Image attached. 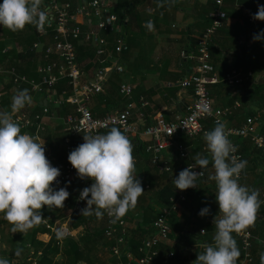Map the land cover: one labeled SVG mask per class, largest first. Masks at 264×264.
I'll use <instances>...</instances> for the list:
<instances>
[{"label":"crops","instance_id":"crops-1","mask_svg":"<svg viewBox=\"0 0 264 264\" xmlns=\"http://www.w3.org/2000/svg\"><path fill=\"white\" fill-rule=\"evenodd\" d=\"M86 1L88 0H71L76 7ZM168 1L171 3L172 9H162L158 13L156 11V4L155 6H151L149 4L144 5L137 3L127 10L126 22H130L132 30L137 33V36L131 37L130 45V42L128 43V40L126 39V30L124 31V37L126 44L128 45V50L122 53H116V41L112 38L114 42V44H112L113 42H110L109 40V36L113 32L109 34H103V32H101V34L109 41V50L115 52L113 61L111 62L118 61L124 67L123 72L116 73L121 75L122 83L127 82L133 86V100L136 103L133 120L141 124L142 127L153 124L155 122L156 115L160 112L164 114L167 120H174L178 115L186 114L187 105L193 100V91L191 89L182 88L179 83L183 78L187 77L194 71L197 63L193 56L197 53L198 45L196 42V47L192 42L193 39L198 40L197 36L205 30V28H203L204 21H201L199 26L196 28H193V26L196 24L201 12L210 8L209 5L206 4L209 0ZM251 1L252 0L224 1L223 7L227 12V19L224 21L223 26L214 35L210 43L212 61L221 78L234 68H240L243 71H254L250 68L251 64L264 62V39L254 40V36L260 34L261 31L264 30V21L256 19L255 22H252L247 15L248 8H251L254 13H256L259 5L261 4L258 3L255 5V8H252L248 5ZM111 2L113 5L116 4V0H111ZM45 11L49 15V6H45ZM155 16L157 17L156 22L154 21ZM206 17L207 19H211L210 13L209 15L206 14ZM147 18L148 21H153L154 26L151 29L147 26L145 29H140L138 26V20L143 19V24L145 25ZM77 21L85 23V28L89 23L88 20L79 17L77 18ZM28 29H30L29 25L19 32L25 33ZM191 29H194V32L189 34ZM113 34V37H116V34ZM0 37L1 39L6 37L10 38V42L5 51L7 49L12 50L16 46L18 52H22L21 57H17V59L22 61V63L25 62L26 64L35 62V59H32V56L26 55L25 51H23L21 45H24L23 38L21 39L20 37L19 40L17 39L18 42H14L13 37L6 31L4 32V28L0 29ZM112 45L114 47L110 48ZM193 46L195 47L193 48ZM43 48V44L35 47L38 55L36 59L38 67L42 64L41 52ZM187 48H189L188 53H186ZM126 52H130V54H125ZM6 63L7 62L4 64ZM32 71L33 72L30 76L27 77L35 80L36 82L39 81L36 78L39 74L37 70L36 72H34V70ZM111 75L112 72L107 77V85H105L106 82L104 84L103 91L105 93L110 90L108 82ZM257 75L259 81H264V71L262 73H258ZM88 78L89 75L86 73L84 81ZM252 80L253 77L248 79L241 86H232L224 81H221L209 87L210 96L213 100V106L215 108L234 105L236 101L241 103V107L235 110L233 114L225 120L224 123L227 128L241 125L245 122L247 115H256L260 113L261 118L258 121V129L264 133V92L256 95L254 87L252 86ZM20 90L19 86H14L10 88L9 91L3 90L4 94H2L1 97L2 99L7 100L4 105H0L2 111H10L12 97ZM27 93L31 97V103L27 104L16 114L26 112L30 118H34L36 113H42L36 111L38 102H42L44 105L49 106L50 113L43 115V127L37 134H39V138L41 140L44 139L45 151L48 154L49 161L54 166L58 159L62 158L68 152L65 146L62 145L63 138L67 136V132L64 130L66 117L59 115V110H57L59 109V106L54 103V98H56L57 93L44 89L33 90L32 87L31 90L27 91ZM100 95L101 94H96V100L93 99L90 102V107L96 109V116L98 117L104 116L108 112L119 110L126 104V99L124 97L120 99L117 98V95H111L109 100H101ZM144 102L145 105L143 106L142 104ZM141 113H143V116ZM203 124L207 131L213 129L215 126L212 119L208 118L203 120ZM32 128H34V126L29 127L27 133L34 135L29 131ZM233 141L236 143L238 148H243L245 150V161H247L245 169L248 176L243 178L242 185L250 188L255 181H259L260 184L257 187L260 193L259 198L261 201H264V153L255 152L253 146L248 144L246 139L236 137ZM179 142L184 143L189 148L191 158L193 160L198 154L205 156L210 160L207 168H204L206 171V177L201 180L197 187H195L194 192L191 193L189 201L192 204L191 207L193 206L195 211L199 207L198 213L205 207L209 208V213L207 215H199V219H201L199 223L203 222L204 224H207V222H214L215 216H218L219 214L217 213L219 210L218 203L215 199V192L217 189L215 181L210 179V177L214 174V169L209 152L203 149L204 145H206L203 135L197 138H189L186 135L181 134L176 140V143ZM54 146H60V148L55 150ZM163 155L170 159V163L173 167V174H166V177L161 176V174L153 175V181H149L148 185L151 184L155 190L165 186L168 182H173L174 177L178 174L177 172L181 171L180 165L176 162L179 155L175 146L169 147L164 151ZM135 166L136 175L139 180L141 177L150 176V173H152L147 170L148 166L146 162L141 159H137L135 161ZM149 189L151 188H148V190ZM145 190L146 191L144 193H147L148 190ZM140 199L141 201L138 205L139 208L136 209L135 212L136 215H139L142 208L148 206L152 202V199L148 197L144 198L141 196ZM188 209L189 208L184 210H187V216L191 213L188 212ZM178 214L182 215V211H179ZM263 214L264 203L261 204L257 221L251 228L254 236L253 238L257 242V245L254 246L255 252L258 250H263L264 252ZM63 223L68 226V221L65 220ZM127 225H130V223ZM3 229L4 226H0V237L3 235ZM78 230H73L71 233L75 235ZM153 233L154 229H152V233L150 235ZM214 234L215 231L212 232V230L207 231L206 229V232L204 230V233L201 231V235L203 237L207 236V240L212 239V241L209 243L206 242L205 238H202L198 240V243L205 245L213 243ZM41 239L48 241L50 239V235H42ZM174 243V239L169 238L160 245L161 255H167L168 259L172 257V259L168 261V264H196L195 260L197 258V253L199 252V250L196 251L197 249H194L193 247L196 243L188 247L191 248L190 250L185 249L184 251H181L180 257L170 255V248ZM102 257L105 261H107V264H120L123 260V258L122 260L119 259L116 255H113L112 252L107 251V249L104 250Z\"/></svg>","mask_w":264,"mask_h":264},{"label":"built area","instance_id":"built-area-1","mask_svg":"<svg viewBox=\"0 0 264 264\" xmlns=\"http://www.w3.org/2000/svg\"><path fill=\"white\" fill-rule=\"evenodd\" d=\"M224 1L216 0L217 5L210 13L212 24L198 36L197 53L193 56L197 62L194 71L180 81L182 88L193 91V100L187 105L186 114L178 115L174 120H167L164 114L160 112L156 115L155 122L151 125L142 127L141 124L135 122L133 116L136 103L133 100V86L127 82H123L120 86L121 94L126 99V104L123 108L108 112L101 117L96 116L91 109L90 102L94 95L103 91L108 75L111 72H123L124 67L118 61L111 62L108 66L100 68L93 77H89L84 81L86 73L77 64L76 50L72 39H77L83 35L86 40L91 41L96 46L99 55H106L112 61L115 52L122 53L128 50L124 37V26L119 21L118 15L111 11V8L114 6L111 0H88L76 7L75 10H73L70 1L49 0L48 5L53 14V19L49 22L50 16L48 15L47 18L49 24L53 23L55 25L56 35L55 44L46 47L44 58L47 59L50 55L56 53L62 57V61H52L46 65H39L38 73H40L41 77L37 82L18 73L14 68L5 69L0 66V74L10 75L14 83L18 85L26 82L31 85L33 90L45 89L54 93H56L54 88L59 80L63 77H69L73 85L72 93L67 95V92L64 91L62 96L57 95L54 98L55 105L59 107H62L66 102L74 105V112L68 114L64 122V130L67 132L65 144L68 149H72L83 143V135L85 134L106 133L110 128L117 127L128 136L133 145L134 141L136 142L140 138L149 140L146 150L152 153L153 165L162 173L173 174L170 159L163 155L164 151L171 146L177 148L180 157L189 160L186 168L195 164V161L191 158L189 148L182 142L176 143L179 135L184 134L189 138L200 137L207 131L203 124L204 119H212L214 124L217 122L224 123L235 110L241 107V103L236 101L234 105L215 108L210 96L209 87L221 81L232 86H241L254 76L252 70L243 71L240 68H234L221 78L212 61L210 43L227 19V12L223 9ZM73 13L76 17V25L74 26L71 25ZM254 14V11L248 8L247 15L252 22L256 21ZM78 17L89 21L86 28L84 26L85 23L77 21ZM2 28L4 27L0 26V29ZM39 31L41 33L46 32L44 27L39 28ZM101 32L106 34L113 32L117 34L115 52L109 50V41ZM39 45L40 43L35 44V46ZM142 105L144 106L145 102ZM49 113L50 108L48 105H45L43 112L36 113L34 118H30L26 112L16 114L14 118L20 122L23 128L28 129L32 126L42 128V117ZM141 115L143 116V113ZM260 118V113L248 115L245 122L241 125L227 128L230 133L229 139L235 146L233 156L237 160H243V154L233 141L236 137L249 138L253 142V145L264 153V133L258 129ZM34 136L39 137V134L36 133ZM203 149L208 151L206 145H204ZM134 160L136 161V157H134ZM54 167L60 169V176L57 178V182L53 183L57 188L63 187L66 183L81 179L70 162H61L54 165ZM192 170L202 173L198 177L197 182L206 175V171L199 166L194 167ZM242 172L239 182L243 174ZM81 180L86 184L93 183L90 178ZM190 189L177 190L181 201L187 200V194ZM79 197L80 194L75 200L77 207L86 202V200H81ZM171 201L174 204L171 207L162 208L154 220V233L143 241L140 247V255L134 256L130 253L127 261L122 260L120 250L121 244L124 243L125 237L129 233L127 221L122 217L114 222L113 218L105 212L106 236L110 240H116V244L112 247V253L122 260L120 264H154L155 258L159 255L160 245L170 238V216L179 207V201L176 199H171ZM47 227L52 230H59L63 236L72 234V231L63 222L57 221L54 225L48 223ZM118 231H120V236L115 238ZM202 232L204 233V230ZM235 234L241 238L245 251L244 259L240 264H247L253 260L251 252L253 233L250 229H247L239 234ZM204 245L196 243L193 247L194 249L203 251ZM190 249L187 248V250ZM32 253L30 258L32 257Z\"/></svg>","mask_w":264,"mask_h":264},{"label":"clouds","instance_id":"clouds-1","mask_svg":"<svg viewBox=\"0 0 264 264\" xmlns=\"http://www.w3.org/2000/svg\"><path fill=\"white\" fill-rule=\"evenodd\" d=\"M42 0H0V26L10 31L23 30L27 25L43 27L47 15L41 8ZM254 18L264 21V5H259ZM152 28L153 21H146ZM264 39V30L254 40ZM31 103L27 90L13 95L10 111H0V214L13 227L12 231L25 233L40 224L44 216L41 209L63 208L70 193L66 187L53 188L60 176V169L52 166L46 156L45 141L22 132L15 114ZM223 122L203 134L214 174L210 179L216 183L215 199L219 216H215L213 243L204 245L198 253L196 264H237L240 250L233 233H241L254 226L259 209L264 201L256 189L241 185L239 177L247 161L237 160L235 146ZM84 142L68 155V160L81 179L90 178L93 183L84 187L80 199L86 200L81 215L95 213L102 218L104 212L114 222L134 210L138 198L145 192L136 175L134 145L128 136L117 127L106 133L85 134ZM195 164L181 170L173 183L180 190L195 188L201 172L192 169L207 168L209 158L197 155ZM90 194V198H89ZM205 207L198 213L207 215ZM22 249L17 248L19 257ZM0 264H11L0 257ZM260 264H264V252L260 253Z\"/></svg>","mask_w":264,"mask_h":264},{"label":"trees","instance_id":"trees-1","mask_svg":"<svg viewBox=\"0 0 264 264\" xmlns=\"http://www.w3.org/2000/svg\"><path fill=\"white\" fill-rule=\"evenodd\" d=\"M63 1H70L71 0H63ZM158 3H157V2ZM173 1V0H172ZM48 3L49 0H42L41 8L48 16V13L45 11L44 3ZM72 3V2H71ZM144 4V5H151L155 6L156 4V11L157 13L160 12L162 9L170 10L171 3L168 0H116V4L111 8V11L118 15L119 21L124 26V31L126 30V39L128 43L131 41V37L137 36V33L132 30L130 22H126L127 18V10L136 4ZM264 5V0H252L248 3L249 7L255 8L256 4ZM160 4V5H159ZM209 5V9L206 11L201 12L199 15L196 24L193 28L199 26L201 21H204V27L207 28L212 24V18L207 19L206 14L212 12V10L216 7V0H209L206 2ZM224 6V5H223ZM73 10L76 9V5L72 3ZM224 9V7H223ZM225 10V9H224ZM207 12V13H206ZM157 17H154V21L156 22ZM138 26L140 29H145L146 24H143V19L138 20ZM148 21V18L146 19ZM71 25H76V17L74 13L72 14ZM30 29L27 32L21 33L19 31H10L7 28H4V32L6 31L10 36L13 37L14 42H18L19 38H23L24 45H22L23 51L28 56H32V59H35V62L31 64H26L25 62L22 63L17 57H21L22 52L19 53L17 47L15 46L12 50L5 49L9 44L10 38L1 39L0 37V66H3L5 69L14 68L16 71L22 75L30 76L33 72H38V65L36 59L38 57L35 49V44L40 43L43 44L44 48L41 52V59L42 65H46L52 61H62V57L59 54L53 53L47 59L44 58L45 49L49 45L55 44V25L53 23H48V18L46 23L43 25L45 29V33H41L39 28L34 25H29ZM204 30V29H203ZM194 29H191L189 34H192ZM18 34V35H17ZM103 34H105L103 32ZM109 34V33H108ZM113 33L109 36L110 42L116 39L113 37ZM113 38V40H112ZM198 38V36H197ZM12 39V38H11ZM18 39V40H17ZM213 39V38H212ZM112 40V41H111ZM73 44L75 45L76 50V61L78 66L89 75V77H93L95 73L102 67H105L111 63V59L108 58L106 55H99L97 53L96 46L91 42L85 39L83 35H81L77 39H72ZM198 40L193 39V44ZM262 43V42H261ZM114 44V42L112 43ZM131 45V42H130ZM196 46V44H195ZM193 46V48L195 47ZM114 47L113 45L110 47ZM197 47V46H196ZM196 51V49H195ZM211 51V50H210ZM189 52V48L186 49V53ZM125 54H130V52H126ZM185 57V56H184ZM7 62L6 64H4ZM4 64V65H3ZM25 64V65H23ZM250 68H252L255 73L252 80V86L254 87L255 94H261L264 92V81L258 80V73H262L264 71V62L263 63H255L251 64ZM36 76V75H35ZM41 77L40 73L36 77L39 80ZM122 83V77L119 73L112 72V75L109 79V86L110 90L108 92L102 91L100 96L102 99L109 100L111 95H117V98H122L123 95L120 91V85ZM107 85V82L106 84ZM180 85V83H179ZM14 86H19L21 90H31V86L26 82L18 85L14 83L13 79L8 74H0V105H4L5 101L2 99L1 95L4 94L3 90L9 91L10 88ZM181 86V85H180ZM106 87V86H105ZM56 93L58 96H62L63 92H67V95H70L73 91V85L71 84V79L69 77H63L59 80L56 84L55 88ZM45 90V89H44ZM262 97V96H261ZM96 100V95L93 96L92 100ZM44 103L38 102L36 106L37 112H43ZM96 115V109L91 108ZM59 115L66 117L68 114L74 112V105L69 102H66L62 107H59ZM0 111L1 108H0ZM248 116V115H247ZM246 116V118H247ZM22 132H28V129L21 127ZM39 126H34V128L30 129L29 131L33 134H36L40 131ZM110 130V129H109ZM108 130V131H109ZM65 138H63V144L68 150L67 154H65L62 158H59L56 164L61 162H69L68 155L69 153L74 150L76 147L72 149H68L67 145L65 144ZM244 139V138H243ZM246 142L253 146L255 152H262L260 149L256 148L253 145V142L249 138H245ZM149 144V140L145 138H140L136 140L134 143V151L133 155L137 159H141L146 162L147 170L150 173V176L141 177L140 181L142 183V187L148 190L147 193H143L142 197H148L152 199V202L142 208V211L139 215H136V209L139 208V202L141 201L140 197L138 198L137 206L134 210L129 211L123 218L126 219L127 224L130 223L128 226V236L125 237L124 243L121 244L120 250L122 253L123 261H127L129 258V254H133L134 256L140 255V247L143 241L150 236L153 229V222L159 215L160 211L164 207H171L174 204L171 199H176L179 201L178 210H175L171 216L170 221L172 223V228L170 232V238H173L175 243L171 246V256L180 257L181 251H184L194 243H198V240L205 238L206 242H211L212 239L207 240V236L203 237L201 235L202 229L207 231L214 232L215 224L214 222H207V224L199 223L201 219H199L198 209L195 211L194 207H191V203L189 198L191 197V193L194 192L195 188H191L187 194V200L181 201L179 199V194L177 192L178 188H176L175 184L171 181L168 182L165 186L155 190L151 184L148 185V182L153 181V175L161 174V176L166 177L165 175L168 173L160 172L152 163V153L147 152L146 148ZM55 150L60 148L54 146ZM240 152L243 154V160H245V150L243 148H239ZM46 152V151H45ZM56 152V151H55ZM55 154V153H54ZM47 158L48 154L46 153ZM178 160L176 161L177 164L180 165L181 170L186 168L189 160L183 157L178 156ZM53 166V165H52ZM156 172V173H154ZM179 174V172H177ZM242 176L240 179L241 185L243 184V178L248 176L246 169L243 170ZM152 174V176H151ZM177 174V176H178ZM206 177V175H205ZM205 177L198 180L197 185L203 180ZM92 183L86 184L83 180L78 179L74 182L66 183L63 187H66L68 192L70 193L69 197L66 199L64 203V207L61 208H48L44 206L41 209L42 215L44 216L43 221L38 224L37 226L33 227L32 229L28 230L27 233H21L19 231L14 232L12 231V225L3 219V215L0 214V226H4L3 235L0 237V257L7 258L11 262V264H107V261L102 257L104 250L112 252V247L116 244V240H110L106 236V217L105 212L102 218H98L95 213L91 215H81V209L86 207V203L82 204L81 206L77 207L75 205V200L77 196L80 194L81 190L84 187H90ZM260 184L259 181H255L252 184L250 189H257L258 185ZM196 185V187H197ZM54 189L58 190L57 186L54 184L52 185ZM146 191V190H145ZM90 198V197H89ZM140 199V200H139ZM159 208H158V207ZM188 209L190 213L189 216L186 215L185 209ZM179 211H182V215H179ZM184 213V214H183ZM218 213V211H217ZM219 216V214H218ZM217 216V217H218ZM262 219H264V214ZM68 221V227L71 231L78 230L77 234H69L63 236L60 234L59 230L55 229L52 230L47 227V224L54 225L57 221L64 222ZM198 221V222H197ZM257 221V220H256ZM129 222V223H128ZM252 227L249 229L251 230ZM50 235V239L48 241H44L41 239L42 235ZM120 236V231H118L115 235V238ZM233 236L237 242L238 248L240 250V256L237 260V264H240L244 259V249L243 243L240 237H238L235 233ZM257 242L252 240V255L253 260L251 264H260V253L263 250H258L255 252L254 246L257 245ZM17 248L22 249L21 255L17 257L15 255V250ZM34 251V252H33ZM198 251V250H196ZM260 251V252H259ZM33 252V253H32ZM199 252H203L200 251ZM198 252V253H199ZM32 253V257L30 255ZM197 253V255H198ZM117 257V256H116ZM172 259L169 258L167 255H161L160 247H159V255L155 258L154 264H168V261ZM250 264V262H249Z\"/></svg>","mask_w":264,"mask_h":264},{"label":"water","instance_id":"water-1","mask_svg":"<svg viewBox=\"0 0 264 264\" xmlns=\"http://www.w3.org/2000/svg\"><path fill=\"white\" fill-rule=\"evenodd\" d=\"M44 5L47 6V7L49 6L48 3H44ZM49 16H50V20H49V22H51V20L53 19V14H52L50 8H49Z\"/></svg>","mask_w":264,"mask_h":264}]
</instances>
